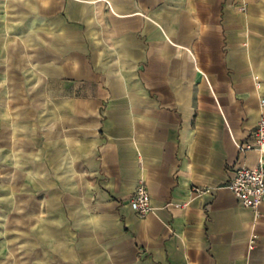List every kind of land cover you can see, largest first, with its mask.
Returning a JSON list of instances; mask_svg holds the SVG:
<instances>
[{"label": "crops", "instance_id": "1", "mask_svg": "<svg viewBox=\"0 0 264 264\" xmlns=\"http://www.w3.org/2000/svg\"><path fill=\"white\" fill-rule=\"evenodd\" d=\"M260 99L264 0H0V264H264Z\"/></svg>", "mask_w": 264, "mask_h": 264}, {"label": "built area", "instance_id": "2", "mask_svg": "<svg viewBox=\"0 0 264 264\" xmlns=\"http://www.w3.org/2000/svg\"><path fill=\"white\" fill-rule=\"evenodd\" d=\"M260 105H264V99H260ZM252 137L251 143H238V150L242 153L251 151V149L259 152L256 165L252 167L236 166L233 176L225 185L244 207L253 210L264 203V114L260 115L252 129ZM209 189V187L194 186L192 191L201 194ZM128 202L140 217L152 209L149 193L143 183L136 186L129 196Z\"/></svg>", "mask_w": 264, "mask_h": 264}]
</instances>
